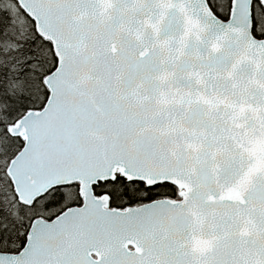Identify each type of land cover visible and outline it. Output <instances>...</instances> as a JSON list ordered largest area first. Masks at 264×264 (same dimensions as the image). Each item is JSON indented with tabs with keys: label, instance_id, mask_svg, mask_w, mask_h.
<instances>
[{
	"label": "snow or ice",
	"instance_id": "6c2138e0",
	"mask_svg": "<svg viewBox=\"0 0 264 264\" xmlns=\"http://www.w3.org/2000/svg\"><path fill=\"white\" fill-rule=\"evenodd\" d=\"M0 264H264V0H0Z\"/></svg>",
	"mask_w": 264,
	"mask_h": 264
}]
</instances>
